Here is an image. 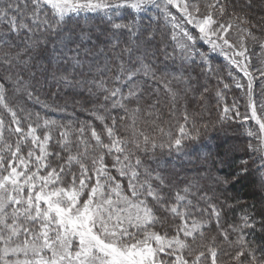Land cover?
<instances>
[{
	"label": "snow or ice",
	"instance_id": "obj_1",
	"mask_svg": "<svg viewBox=\"0 0 264 264\" xmlns=\"http://www.w3.org/2000/svg\"><path fill=\"white\" fill-rule=\"evenodd\" d=\"M206 7L202 12L191 0H0V68L8 74H0V264H218V252L230 257L228 264H264V244L249 239L257 225L264 232V208L245 209L238 223L221 230L225 241L229 234L235 236L229 243L234 252L214 239L194 247L197 238L204 240L206 226L215 223L219 228L230 206L194 180L178 183L156 156L157 151L180 152L185 141L200 139L202 131L214 127L197 126L186 107L192 93L199 92L201 102L209 93L206 84L194 86L198 81L191 71L197 68L198 75H216L223 89L230 87L211 65L209 53L194 48L197 39L205 40L210 52L227 57L247 77L243 83L233 78L243 92V104L234 99L231 107L224 105L218 122L252 125L245 131L255 143L247 148L258 154L256 171L262 173L264 188V67L256 68V75L250 71L246 39L258 42L261 50L264 40L243 27L250 23L245 10L264 11V0L233 4L244 11L235 25L241 33L239 45L228 38L231 20L223 22L233 15L225 0H213ZM153 9L159 15L148 16L143 24L138 17ZM171 9L178 11L179 19ZM160 16L171 25L170 38L191 71L178 69L181 75L175 76L167 63L157 69L150 60L145 62L148 51L142 43L154 42L151 25ZM257 21L252 27L264 33V16ZM176 48L173 54L165 50V61L175 60ZM43 59L48 65L39 66L40 75H50L70 89L85 86L100 131L90 123H62L10 104L9 89L49 108L37 95L40 81L31 71L35 61ZM109 73H114L109 79L98 78ZM173 81L177 86H169ZM161 87L170 117L177 106L184 109L175 132H165L156 123L162 119L157 114ZM150 96L155 99L142 106L141 100ZM216 96L223 99V90L217 88ZM67 108L65 102L54 111ZM141 113L163 142L137 126ZM248 171V161H241V172ZM216 182L225 187L234 179Z\"/></svg>",
	"mask_w": 264,
	"mask_h": 264
},
{
	"label": "trees",
	"instance_id": "obj_2",
	"mask_svg": "<svg viewBox=\"0 0 264 264\" xmlns=\"http://www.w3.org/2000/svg\"><path fill=\"white\" fill-rule=\"evenodd\" d=\"M255 2L256 0H254V3ZM234 3L242 5L244 0H225V4L230 12L240 15L241 17L244 16V11H242L240 7H233ZM171 10L179 19L178 11L176 9ZM245 11H247L248 19H250L253 24L258 23V17L264 16V11H259L258 9H246ZM155 15H159V13L153 9L148 15L138 17V19H140L143 24H147L148 16ZM225 17H228V15ZM84 22V20L80 21V23ZM74 23L75 21H73V24ZM88 23L95 24L96 21L89 20ZM151 26L155 33V40L151 45L142 43V47L146 48L148 51V59L145 62L147 63L150 60L157 69L164 63H167L169 65L168 71L175 76L181 75V71H183L185 67H188L191 71V66L182 64L179 57V49L176 48V43L170 38L172 36L171 25L165 21L163 16H160L159 20L152 21ZM251 30L253 33L264 35V33L257 31L255 28ZM194 31V35H196V30ZM93 42H95V36H93ZM88 46L91 47L90 44ZM174 48H176L175 60L165 61V50L167 53L173 54ZM194 48L201 52L209 53L211 65L217 70L218 75L223 77V83L229 84L230 87L228 89H223V84H218L216 75L205 78L198 75L200 71L198 68L195 69V71H191L192 76L198 81L194 86L200 88L201 84H206L209 88V93L204 95L203 102H201L199 92L192 93L186 101L187 111L190 115H195L197 126L200 124H209L210 126L214 125V127H210L207 133L202 131L200 139L185 141L180 152L172 151L168 153L167 150H164V152L161 153L157 151L156 156L160 160L161 167L166 169V174L177 177L178 183L183 180H194L208 191L209 195L215 192L221 202L227 200V204L230 206L226 209V213L222 214L219 228L215 223L206 226L203 230L204 240L200 241L199 238H197L194 247H199L201 244H210L214 239L215 244L221 245L225 251L234 252V248H229V243L235 240V236L229 234L228 240L225 241L220 235L221 230H227L228 225L238 223L239 217L243 214L245 209L250 210L251 206H255L256 211L259 212L264 208V193L262 191L264 188L261 187L262 173L256 171L259 163L257 159L258 154L252 153L251 150L247 148V144L251 142V138L247 136L243 126L239 124H237L238 127L229 121H225L223 124L218 122L224 105L231 107L235 94H237L235 90H232L235 86L233 78L236 80L244 79V82L246 79L243 73L240 72L235 65H232L227 57L219 52H210L211 46L207 41L197 40ZM153 53L155 55H153ZM35 63L37 67L31 69V71L37 73V78L40 81L37 95H39L42 102L49 105V108H44L42 103H36L34 100H25L19 93H14L11 89L8 91V100L10 104L23 107L29 112H39L42 117L55 119L62 123H67L68 120H72L74 124L90 123L96 127L97 131H100L102 125L99 120L92 118L91 112L93 104L88 103L90 96L85 86L82 85L81 87L70 89L67 86L57 84L52 80L50 75L47 77L40 75L42 69L39 66L42 64L47 67L48 59L37 60ZM197 63H199V60H197ZM178 69L181 71H177ZM229 72L232 73V76L228 75ZM0 74L8 75L4 72L3 68H0ZM187 74V72L184 73V75ZM112 75H114V73H109L108 76L100 75L98 78L106 80ZM25 79H28L27 75H25ZM169 79H171V76H169ZM139 82L143 83L144 81L141 80ZM33 83H35V81H33ZM148 84L149 87L154 86L151 81H149ZM169 86L175 87L177 86V82L173 81ZM178 86L183 87V85ZM217 88L223 90V99L216 96ZM50 93H56V95L52 96ZM238 94L240 96V92ZM159 98L162 107L158 110L157 114L160 115L162 119L157 120L156 123L164 128L165 132L169 130L175 132L176 123L183 122L180 120V116L184 109L177 106V110L174 111V116L170 117V105L167 104L162 87L159 92ZM91 99L95 100V97L92 96ZM152 99H155V97H146L142 99L140 103L142 106H146ZM65 102L68 104L66 112L54 111L57 105L63 106ZM237 102L243 104V100L241 99ZM129 107H135V105H130ZM0 114H2V110H0ZM113 115H123V113L114 111ZM137 120V126L140 127L141 130L146 134L155 136L157 143L163 142L158 131L149 126L151 120L143 113L138 115ZM221 139H231L232 141L238 142V153L226 164V168L221 165L220 158L226 151V146ZM149 159L151 160L152 158L149 157ZM245 160L248 161L249 168L246 174L241 172V161ZM151 167H156V164L152 163ZM209 168L212 170L208 172ZM113 175H117L115 171H113ZM216 178H228L230 181L234 179V182L230 183L228 186L221 187L217 184ZM203 206L204 205H202V207ZM257 219L259 220L260 216H257ZM259 229L260 226L257 225L256 232L249 237V239L253 240L258 246L264 244V232H261ZM229 260V256H222L218 252V264H221V262H223V264H228Z\"/></svg>",
	"mask_w": 264,
	"mask_h": 264
},
{
	"label": "rangeland",
	"instance_id": "obj_3",
	"mask_svg": "<svg viewBox=\"0 0 264 264\" xmlns=\"http://www.w3.org/2000/svg\"><path fill=\"white\" fill-rule=\"evenodd\" d=\"M191 2L198 3L201 11L205 12V11H207V7H206L207 4L212 3L213 0H191ZM237 17H241V16L233 13L232 16L224 17L223 22L227 23L229 20H231V22L233 23L234 26L232 29H230V31L228 33V38L231 40L232 43L239 45L241 33L235 27L236 24L240 23V21L237 19ZM248 20L250 21V23L243 25V27H248V28L252 29L253 23L250 19H248ZM187 27H188V30L194 35L195 31L192 28V26L188 25ZM253 34L256 35L257 37H259L261 40H264V35H262L260 33H253ZM197 40H199V39H197ZM246 46L248 48V52L246 54L251 57V62H250V66H249L250 71H253V74L256 75L254 70L256 68H259V67H264V50H261V48L259 47V43L256 41H253L251 38L246 39ZM245 79H247V77H245ZM239 81L241 83H243L244 79L243 80L240 79ZM232 90H235L237 92V94H235L234 99L236 101H238L241 98V96L243 95L242 90L236 88L235 86L232 88ZM232 90H231V92H232ZM257 90H259V89L257 88ZM239 92H240V96L238 94ZM240 110H241V112H243L244 111L243 107H241ZM232 123L234 125L239 124L238 122H232ZM251 127H252V125L248 124V125L243 126V129L245 131V128H251ZM221 141H223L224 145L226 146V151L223 153V155L220 158L222 161L221 165H222V167L226 168L227 167L226 164L231 159H233L234 155H236L238 153V142L232 141L231 139H221ZM251 142L255 143V141L252 139H251ZM211 170L212 169L209 168L208 172ZM262 191L264 193V189H262Z\"/></svg>",
	"mask_w": 264,
	"mask_h": 264
}]
</instances>
